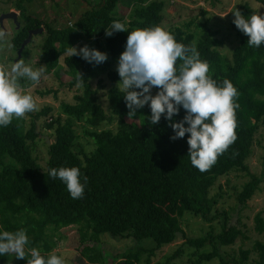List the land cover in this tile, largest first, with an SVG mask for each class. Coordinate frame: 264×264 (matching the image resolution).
I'll return each instance as SVG.
<instances>
[{
  "label": "trees",
  "instance_id": "trees-1",
  "mask_svg": "<svg viewBox=\"0 0 264 264\" xmlns=\"http://www.w3.org/2000/svg\"><path fill=\"white\" fill-rule=\"evenodd\" d=\"M8 1L13 2L14 9L4 14H15L19 24L11 39L14 47L18 49L22 45L30 30L44 27L39 66H43L46 73L55 74L64 68L67 75V80L60 77L59 86L37 92L41 97L52 96L58 100L60 88L67 86L75 91V101L63 100L59 114L53 104L47 103L23 118H13L7 127L0 126V231L25 229L30 241L27 247L37 248L47 258L63 237L61 231L75 228L81 257L87 264H139L144 254H148L147 263H150L158 249L180 236L186 240L159 264H169L186 246L196 248L195 264L215 257L221 259V264H264L261 240L255 242L254 248H241L240 256L231 261L221 255L220 245H232L239 236L247 235L238 223L240 220L231 222L228 212L219 208L222 185L219 192L211 194L221 176L233 170L245 171L250 179L236 194L241 212L262 181L261 176L250 171L246 161L252 153L255 135L264 125V43L260 47L248 46L249 37L232 23L238 44L230 56L221 49L225 41L219 37V30L208 21L196 23L191 19L184 26L174 25L169 30L177 42L195 44L200 59L210 66L209 75L218 84L227 78L239 93L235 101L239 104L237 139L210 170L202 173L192 166L187 155L190 134L170 139L175 133L169 121L162 115L160 121L152 125L147 104L129 118L125 93L117 88L120 77L112 68L125 50L128 32L105 35V29H110L116 20L125 23L128 31L161 26L166 0H86L84 2L90 5L88 9L82 13L78 9L69 12L71 24L57 23L37 14L30 8L35 0ZM212 1L214 4L215 0ZM258 1L264 5V0ZM124 8L129 11L123 12ZM241 13L248 18L260 12L245 1L241 3ZM193 25L195 30L191 28ZM85 41L106 53L107 60L100 64L89 63L79 55L66 54L70 46ZM98 69L107 73L112 84L106 91L107 108L99 101V92L105 88L103 80L99 79L96 87L91 81ZM79 73L84 80L77 87ZM185 115L181 107L173 121L179 122ZM27 117H30L29 125ZM81 121L84 134L94 144L90 151L78 141L76 126ZM112 124L116 127L109 126ZM42 129L52 131L51 142L41 134ZM39 139L48 147L45 168L39 155L34 154ZM59 167H78L81 183L84 176L88 178L83 198H71L66 185L49 176L50 169ZM186 213L209 223L211 229L201 236H188L181 221ZM216 221L221 225L218 233L213 226ZM255 223L256 231L264 233L262 212L255 216ZM105 233L121 239L132 238L135 243L118 254L104 251L101 247ZM148 238L153 239L155 245L140 244ZM207 245L212 249L200 251ZM252 250L258 255L253 260ZM14 256V253L0 256V264H27L26 259L17 258L14 263Z\"/></svg>",
  "mask_w": 264,
  "mask_h": 264
},
{
  "label": "clouds",
  "instance_id": "clouds-1",
  "mask_svg": "<svg viewBox=\"0 0 264 264\" xmlns=\"http://www.w3.org/2000/svg\"><path fill=\"white\" fill-rule=\"evenodd\" d=\"M232 12L236 28L249 37L248 46L260 47L264 43V16L253 13L246 18L237 9ZM125 31L128 32L126 46L119 56L116 70L120 77L117 88L125 93L123 97L129 118L147 104L151 109L150 123L157 124L164 115L175 133L170 139L190 134L187 155L192 166L202 173L210 170L237 139V89L227 78L218 84L209 75L210 66L200 59L195 44L177 42L164 27L156 25L128 31L125 23L116 20L110 29H105V35L111 37L114 32ZM7 37L8 33L0 30V51L12 47ZM66 54L71 57L79 55L89 63L100 64L107 60L106 53L87 45L79 50L70 46ZM44 72L43 66L33 70L23 59L10 65L0 63V126L7 127L13 118H23L38 110L34 97L21 80L38 85ZM83 80L79 73L76 86L80 87ZM154 87L158 91L152 95ZM181 107L186 115L183 120L174 122L173 117ZM49 176L60 179L71 198H83L88 178L84 176V183H81L78 167L52 168ZM29 243L23 228L0 231V256L14 253L17 259H26L27 264H67L66 258L55 251L49 252L46 258L37 248L27 247Z\"/></svg>",
  "mask_w": 264,
  "mask_h": 264
},
{
  "label": "rangeland",
  "instance_id": "rangeland-1",
  "mask_svg": "<svg viewBox=\"0 0 264 264\" xmlns=\"http://www.w3.org/2000/svg\"><path fill=\"white\" fill-rule=\"evenodd\" d=\"M86 0H35L30 4L31 10H34L37 14L42 17H46L48 20H57L58 22H69L71 24V19H68L69 12L78 9L79 13H82L90 7ZM248 1L251 5L259 8V14L264 16V5L258 0H215L212 4V0H166L165 8V19L163 20L161 26L167 31L171 29V26L179 25L184 26L185 23L189 22L191 19H195L196 23L208 21L209 24L219 30V37L224 39V45L221 49L231 56L234 48L238 44L236 34L233 30L232 23L234 20L235 9L241 12V3ZM14 9L13 2L8 0H0V17L11 10ZM128 9L124 8L123 12ZM129 11V10H128ZM129 13V12H128ZM227 14V15H226ZM226 15V16H224ZM223 16V17H222ZM192 30L196 27L193 25ZM19 26L13 17H5L0 21V30H4L8 33L7 39L10 41L12 47L5 48L0 51V63L11 64L17 60L23 59L25 64L32 67L33 70L39 69L40 55L42 51V43L45 39V32L34 33L32 39L25 45V47L20 51L16 49L11 41L18 31ZM87 45L92 48L91 42H83L75 45L78 50L79 48ZM25 57V59H24ZM63 57L61 58V61ZM118 59L112 64V68L116 70ZM60 77L63 80L66 79L67 75L65 69H59L58 73H46L44 72L40 83L38 85H33L30 81L25 80V83H21L26 87V90L34 97L37 108L42 107L47 103H51L56 107V114L61 111V102L63 100L74 102V90H70L67 86H62L59 91V98L55 100L52 96L46 98L41 97L37 92L38 89L44 90L51 86H59ZM99 79L103 80L105 88H102L99 92V101L103 104L104 108L108 107L107 100V88L112 84L107 77L105 71L96 70L95 76L91 79L94 87L97 86ZM67 80V79H66ZM158 89L153 88L151 94L155 95ZM30 123V117H27V125ZM84 122H78L76 128L79 134L78 141L84 146L86 150L90 151L94 148V144L91 138L84 134ZM116 124L109 125L115 128ZM39 126H42L40 124ZM107 127V125H106ZM41 134L44 137L50 138V142L53 140L52 131L47 129H42ZM48 147L46 143L39 139L38 145L34 152L35 155H39V161L42 167H46V161L48 158ZM8 162L9 159L7 158ZM247 164L252 173H255L262 177V181L258 190L254 193L252 198L248 200V205L241 212L239 211L236 194L241 190L242 185L250 179V176L243 170H233L229 174L221 176L216 184L211 189V194H216L220 191L219 186L222 185L221 196L218 206L220 209L225 210L231 216V222H238L244 231L245 236H239L236 242L228 246H219V251L221 255L226 260H233L240 256V249H251L254 248V244L257 240L264 242V233H258L255 229V216L257 213L262 212L264 217V125H261L260 129L255 135L253 150L249 158L247 159ZM240 216V218H239ZM183 228L188 236L197 237L206 234L211 226L209 223L204 222L201 218L196 217L190 213L184 214L181 219ZM215 232L221 231V225L219 222L213 223ZM63 237L58 240L57 247L53 250L57 255H62L66 258L67 264H87L86 260L81 257V251L77 240V234L75 228H67L61 231ZM59 232V234L61 233ZM103 238V246L101 247L104 251H111L114 254L121 253L125 248L134 245L132 238H119L112 236L109 233H105ZM186 239L180 236L175 242L167 244L162 248L158 249L150 263H147L148 254H144L141 263L139 264H159L164 263L172 253L178 249V247ZM140 244L148 247L155 245V241L151 238L143 239ZM195 247L186 246L184 252L177 258L170 261L169 264H195L194 261L198 257L194 255ZM211 245H207L202 248L203 250H211ZM257 252L252 250L251 260L257 258ZM16 257H13L14 263L16 262ZM201 264H221V259L219 257L213 258L211 261H204ZM233 264V263H230Z\"/></svg>",
  "mask_w": 264,
  "mask_h": 264
},
{
  "label": "water",
  "instance_id": "water-1",
  "mask_svg": "<svg viewBox=\"0 0 264 264\" xmlns=\"http://www.w3.org/2000/svg\"><path fill=\"white\" fill-rule=\"evenodd\" d=\"M5 17H13L15 20H16V15H12V14H3L1 17H0V21L3 20V18ZM19 26V24H18ZM42 31H44V27H40V28H37V29H32L29 31V35L28 37L23 41L22 45L19 47L20 51L25 47V45L32 39V36L34 33H41ZM46 140L48 142H50V139L48 137H46Z\"/></svg>",
  "mask_w": 264,
  "mask_h": 264
}]
</instances>
